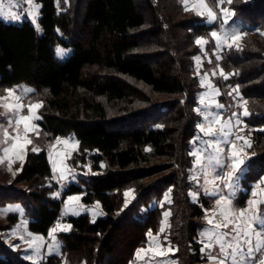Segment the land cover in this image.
<instances>
[{
    "label": "trees",
    "instance_id": "obj_1",
    "mask_svg": "<svg viewBox=\"0 0 264 264\" xmlns=\"http://www.w3.org/2000/svg\"><path fill=\"white\" fill-rule=\"evenodd\" d=\"M35 1L38 26L30 19L0 18V88L32 87L43 103L42 131L49 139L74 136L80 151L70 163H90L96 174L54 198L58 184L48 150L29 152L15 180L27 192L17 198L0 188V206L21 203L34 234L48 236L59 221L71 224L70 232L58 235L61 255L41 264H131L149 233L159 232L167 208L171 216L162 238L177 249L178 264H204L199 239L210 202L204 196L194 202L190 194L201 121L195 58L201 52L198 38L212 39L215 25L187 10L182 0ZM263 3L228 4L252 35L241 46L224 48L220 60L230 75L218 82L220 89L226 93L236 86L250 113L246 186L264 178ZM57 47L72 53L60 60ZM128 189L135 195L129 203ZM166 192L171 202L150 208ZM77 194L86 206L99 203L104 216H64L66 199ZM6 221L13 225L19 216L8 215ZM115 233L124 239L121 253L109 243ZM0 264L33 263L6 252Z\"/></svg>",
    "mask_w": 264,
    "mask_h": 264
},
{
    "label": "rangeland",
    "instance_id": "obj_2",
    "mask_svg": "<svg viewBox=\"0 0 264 264\" xmlns=\"http://www.w3.org/2000/svg\"><path fill=\"white\" fill-rule=\"evenodd\" d=\"M182 4L187 10L193 11L206 19L207 24L215 25L216 28L212 31V33L216 32L222 38V40L219 42L213 36L212 39H206L202 37L198 38V40H204L206 41V43L198 44L201 52L195 58L196 74L199 78L201 86V91L198 95L199 105L197 107V112L201 117V121L198 127V135L194 140L192 149L194 164L191 172V180L193 184V189L191 190V192L193 201L198 202L201 198L200 195L203 192L208 193L207 190H209L210 187L213 188L215 192L220 191L221 193V185L219 184V182H224L217 178L220 175L219 172L221 170L214 169V167L217 168V166L219 165H217L216 163L209 164V157L217 155L215 149L211 147L210 142H219V159L223 167L225 165L226 155L229 154L230 149L232 153L233 143H235L236 150L240 154L235 159H239L242 161L247 159L246 163H248V160L252 155L250 151L253 145L252 131L250 129V131L247 130L245 118H247L248 116L243 115L245 108L247 109V103L243 99L236 86H229V91L225 93L220 89L221 87L218 83L219 81H226L230 78V75L225 73L220 66V60L222 58L221 54L224 48L229 47V44H232V46L243 45L244 38L250 37L252 33L251 31L247 30V25H244L243 23L235 19L234 10L229 7V3L227 1L225 2V0H218L217 2H215L214 0H204V4L207 5V8L201 5L200 0H182ZM208 8L216 13L217 18L215 20H212L208 15ZM262 8V10H264V3L262 5ZM221 9H228L230 13L234 14L225 16L224 12H222ZM259 11L261 10L259 9ZM0 13H2L0 14V18L8 23H21L25 19H30L35 24V26H38L40 5L35 0H32L31 4H29L27 0H2V5H0ZM200 13H203V15H201ZM16 16H19V19H16ZM262 32L264 33V30ZM233 34H240L241 39L233 43L231 41V36ZM58 49L64 50L63 56L58 55ZM71 53V49H65L62 47L56 48V55L60 60L67 58ZM221 72H223V75L221 74ZM8 89H15L14 97H10L8 100L0 103L18 102L24 104L25 107L19 113V115H30L27 105L42 102L41 100H39L40 97L34 94V89L26 85H19L13 88H0V97L7 96L6 90ZM223 96L226 97V100L224 101L222 99ZM15 97H20L21 99L19 101H16ZM160 98L161 97H158V99ZM41 108L42 106L36 110V118L31 120V124L35 127L29 130L26 134V139L31 141V143H24V125L20 124L18 126L19 135L21 137L20 144H22L23 147L13 148V145L17 143V141L13 139V137H15L17 134V125L15 123L17 115L14 110H9L3 106H0V158H3V162L0 163V188L7 191L9 193H7L8 196L11 194L13 197L15 196L19 198L21 197L23 191L24 193L27 192L26 186L21 183H17L15 180L17 179L18 174L21 172L26 156L29 152H39L42 149L48 150L49 160L54 173L53 180L58 184V189L51 195L54 198H61L63 192L71 184L80 183V178L96 174L91 170L90 163H87L83 167L73 166L70 163L73 156L78 154L80 151L79 142L74 136L49 139L48 136L42 131L39 124L42 120V116L40 113ZM217 116L220 118V123L218 124L213 123V121L216 120ZM229 118H231V122L228 123V127L225 130L230 134L226 137L222 134L217 136H207L200 129V125H204L205 128L211 125V127H213L219 133L220 125L228 122ZM10 120L12 121L11 124H9ZM5 129L8 132L7 137H5L4 134ZM237 136H240L243 139L237 140ZM65 141L67 143H65ZM245 141H247L251 146L248 147L245 144ZM4 148H9L11 149V151L5 154L3 151ZM33 149L36 150L33 151ZM194 153H197L198 155H194ZM198 159L200 160V163H197ZM230 162L231 159L229 160V163ZM232 165L233 162L230 167H232ZM260 187L261 186L257 185V188H253L252 192L253 194H255V197L250 201H260L263 198V184L262 187ZM238 188L239 189L236 190L237 197L234 198L233 196V198H231L230 200L233 210L245 209L249 206V203L247 205L246 202L247 198L241 199L244 194L247 195L248 190L246 191V188L244 187ZM126 193H129V195H125L126 201L129 203L135 196L134 190L128 189L125 191V194ZM80 197L81 201L80 199L78 200V198L75 197L77 199H72V201L68 203V205H70L68 207H66L67 203L65 201L63 208L64 216H70L68 215V213H66L69 210L70 212L73 211L75 213L82 212V210L80 209L81 205L83 207H86L87 209H92V212H95V215L98 214L97 212L100 209L97 207V203L92 206H86L82 202V195ZM233 199L235 202L233 201ZM207 200L210 202V207L205 211V225H207V223L210 224L209 220L211 219L212 223L210 224L211 228L209 230H213L215 223L222 220L221 206L224 202L221 201V204H217L216 201L218 199H216V201H210L208 197ZM241 200H243V204H246H240ZM263 201L264 200H262V202ZM170 202L171 195L169 192H166L165 196L161 200L153 201L150 204V208L164 207ZM10 204H20L23 207L24 212L17 214L14 213L16 212V210H13L12 207H7V205ZM263 204L261 205L260 203L258 205L260 211L262 212H264V209L262 207ZM165 213H168L169 216H167L170 218L171 210L168 208L164 209L160 230L157 233H151V235L159 234L160 240L163 244L172 245L168 242L167 238H162V234L169 224V218H167L168 221L166 220V223H164L163 225L164 218L167 217ZM12 214L18 215L19 221L13 225H9L6 221V218L8 215ZM29 220L30 219L26 213V210L21 203H8L6 205L0 206V248L3 251L1 252L3 253V255L0 254V257H5V253L8 252L11 255L17 254L23 260L29 261L33 264H41L53 255H61L62 242L59 240L58 235L66 231V222L59 221L51 229L48 236H42L39 234H34L29 230ZM53 229H55V232H53ZM161 229H163V231H161ZM219 231H228V229H220ZM68 232H70V230ZM111 239L112 240H110L109 243L112 244L115 253L123 252L122 249L124 247V239L122 237L120 238V235H118L117 233H115V235L112 236ZM227 239H231V237H228ZM199 242L200 244H202V251L205 257L204 264H206V262L208 261L212 263L213 261L209 259V253H211L212 255H217L219 253V246L217 245L213 248H205L204 245L209 243V240L206 236H204L203 238L200 235ZM2 247H5V249H3ZM174 249L177 252V249ZM244 250L246 252V247ZM229 251L231 252L232 250L229 249ZM227 264H231L230 259Z\"/></svg>",
    "mask_w": 264,
    "mask_h": 264
},
{
    "label": "snow or ice",
    "instance_id": "obj_3",
    "mask_svg": "<svg viewBox=\"0 0 264 264\" xmlns=\"http://www.w3.org/2000/svg\"><path fill=\"white\" fill-rule=\"evenodd\" d=\"M29 4L32 3V0H27ZM228 3H232V0H227ZM200 3L203 7L207 8V5L204 4V0H200ZM0 5H2V0H0ZM208 15L211 17L212 20H215L216 13L213 12L210 8L207 9ZM222 12H224L225 16L231 15L234 13H230L228 9H221ZM2 14V13H0ZM203 15V13H200ZM16 19H19V16L15 17ZM212 36L216 38V40L219 42L222 40V38L219 36L218 33L213 32ZM241 39L240 34H233L231 36V41L235 43V41ZM198 44L206 43L204 40H198ZM232 44H229V47H231ZM58 55L63 56L64 50L58 49L57 50ZM223 75V72H221ZM30 91V90H28ZM7 96L0 97V102L8 100L10 97H14L15 89H8L6 90ZM20 97H15L16 101H19ZM0 106H3L9 110H14L17 119L15 121L17 125L16 129V136L13 137L14 140L17 141L16 144L13 145V148L16 147H23L22 144H20L21 137L19 135V125H24V131H25V138L24 143H31V141L26 139V134L29 130H31L34 125L31 124V120L36 118L35 112L38 108L42 106L41 103L36 104H29L27 105L30 115H19V113L23 110L25 107L22 103H0ZM222 107V106H220ZM244 116L250 115V113L245 108L243 112ZM231 122V118H229V121L225 124L220 125L219 133L211 127V125L207 128H205L204 125H200V129L202 132H204L207 136H217L222 134L223 136H228L230 133L226 131L225 129L228 127V123ZM12 121H9V124H11ZM213 123H220V118L217 116L216 120L213 121ZM5 137L8 136V132L5 129ZM237 140L243 139L240 136L236 137ZM65 143H67L65 141ZM211 147H213L217 153V155L210 156L209 157V163L211 164L213 161L221 167L223 165L221 164V161L219 159V142H210ZM245 144L250 147L251 145L245 141ZM36 149H33L35 151ZM232 156L237 157L239 153L236 150L235 143L232 144ZM4 153L7 154L11 149L4 148ZM194 155H198L197 153H194ZM22 158V157H21ZM3 162V158H0V163ZM197 163H200V160H197ZM240 163H243L242 160H234L232 165V172L236 170V168L239 166ZM232 172H228L226 175L221 174L217 178L221 181H230L232 177ZM229 188H232L233 185L229 182L227 184ZM215 194V193H212ZM126 196L129 195V193L125 194ZM255 195V194H254ZM77 199V198H69ZM221 201H223V205L221 206V215L222 220L215 223L213 230H207L203 234L207 237L209 240V243L204 245L205 248H213L217 245L219 246V253L217 255H212L209 253V259L214 262V264H227V262L231 261V264H264V212L260 211L259 204L262 203L261 201H250L249 206L245 209H239V210H233L231 207V201L227 199V197H220L216 201L217 204H221ZM127 203V202H126ZM167 216L168 213H165ZM209 223H212V220H209ZM70 227V226H68ZM220 229H228V231H219ZM67 230V229H65ZM163 231V229H161ZM53 232H55V229H53ZM151 236V233H149ZM228 237H231V239H227ZM246 247V252H245ZM229 249L232 251L230 252ZM169 251L172 249L169 248ZM140 251H144L141 249ZM160 255H164L163 252L159 253ZM139 255V253H138Z\"/></svg>",
    "mask_w": 264,
    "mask_h": 264
},
{
    "label": "crops",
    "instance_id": "obj_4",
    "mask_svg": "<svg viewBox=\"0 0 264 264\" xmlns=\"http://www.w3.org/2000/svg\"><path fill=\"white\" fill-rule=\"evenodd\" d=\"M205 21H206V19H205ZM235 158L236 157L232 156L231 149H230L229 154L226 155L224 167L217 166V168L214 167V169L221 170L219 172L220 175L221 174L226 175L228 172H232V167H230L232 162H234V160H239V159H235ZM230 159H231V162L229 163ZM246 162H247V159L243 160V163H240L239 166L236 168V170L234 172H232V177H231L230 181H224L223 183L219 182V184L221 185V188H220L221 193H220V191L215 192L213 190V188L210 187L209 190H207L208 193L202 191L203 193L200 195V197L201 196H204L206 198L208 197V199L210 201H213V200L216 201V199H220V197H227V199L231 200V198H233V196H234V198L237 197L236 190L239 189L238 187H242V188L244 187V188H246V191L248 190L247 200H246L247 205H248L250 200L255 197V195L252 192L253 188L254 187L257 188V185L262 187V184L264 182V178H262V180H260L258 182L249 183V185L246 186L245 175L248 172V167H247L248 163H246ZM212 163H215V161H213ZM229 182L233 185L232 188H228L227 184ZM204 191H206V190H204ZM212 193H215V194H212ZM190 194L192 197V192H190ZM80 196L81 195H78V194L69 196L66 200L67 206L66 205L65 206L66 207L70 206V205H68V203H70V201H72L69 199L70 197H72V198L77 197L78 200L80 199V201H81ZM262 197L263 198L260 200L261 202H262V200H264V192L263 191H262ZM233 201H234V199H233ZM263 203H264V201L261 203V205ZM97 204H98L97 207L100 209V210H98L97 215L94 214L95 212H92V209H87L86 207H83L82 205L80 206L81 207L80 209L82 210V212L75 213L73 211L70 212V210H69L66 213H68V215H70V216H79V215H83V214L88 213V214H90V216L92 217L93 220H97V219L104 216V213L101 209L100 204L99 203H97ZM245 204H243V205H245ZM7 207H12L13 210H16V212H14L16 214L24 212V209L20 204H10V205H7ZM8 213H10V212H8ZM66 213H64V214H66ZM168 216L164 218L163 225H164V223H166V220L168 221V219H167V218H169ZM68 226H70V227H68ZM210 228H211L210 224L207 223V225H205V227L200 232V235L204 238L203 234L205 233V231L209 230ZM66 229L67 230L63 233H67L69 230H71V224L66 223ZM169 248H171L172 250L169 251L168 250ZM141 249H143L144 251H140ZM160 252H163L164 255H160L159 254ZM175 252L176 251L172 245H170V244L165 245L162 243V241L160 240L159 234L151 235L147 245L145 247L140 248L136 252L135 258L131 262V264H177V259L175 258ZM138 253H139V255H138ZM208 262H206V264H214V262H212V263L211 262L208 263Z\"/></svg>",
    "mask_w": 264,
    "mask_h": 264
}]
</instances>
